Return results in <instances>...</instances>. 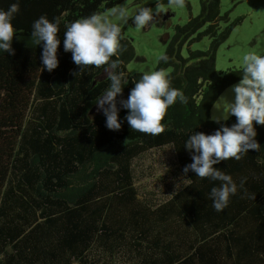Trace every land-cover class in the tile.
<instances>
[{"label":"trees","instance_id":"1","mask_svg":"<svg viewBox=\"0 0 264 264\" xmlns=\"http://www.w3.org/2000/svg\"><path fill=\"white\" fill-rule=\"evenodd\" d=\"M123 1L0 0V10L17 2L20 9L11 21L15 55L0 51V264H264V126L254 122L259 152L214 165L238 186L223 211L210 199L220 182L191 171L159 203L142 197L135 182L136 157L171 146L183 171L192 162L184 147L190 135L219 127L211 108L243 68L216 69L230 30L218 31L219 0H201V13L176 26L163 54L168 61L158 60L157 69H170V87L187 103L169 106L156 136L131 130L123 108L121 130H109L102 112H91L110 87L102 75L108 65L80 71L63 47L66 25ZM41 16L60 19L59 65L52 72L42 65V45L31 38ZM204 35L213 37L209 49H191ZM120 43L125 50L111 60L120 61L117 71L128 83L118 101L143 75L128 72L136 56L131 40L122 36ZM235 122L234 116L226 121Z\"/></svg>","mask_w":264,"mask_h":264},{"label":"clouds","instance_id":"2","mask_svg":"<svg viewBox=\"0 0 264 264\" xmlns=\"http://www.w3.org/2000/svg\"><path fill=\"white\" fill-rule=\"evenodd\" d=\"M168 6L183 8L185 0H168ZM19 10L18 2L11 4L7 11L0 10V51L9 55H15L12 42L16 34L11 21ZM160 12L161 4L156 0L154 8L138 9L133 23L138 29H143ZM113 15L126 20V8L120 6L114 9ZM59 24V18L52 22L46 16H41L32 25L31 38L37 46L42 45L41 62L48 72L59 65ZM121 39L118 24L94 13L66 25L63 47L65 52H71L72 60L80 71L88 66L100 68L108 65L105 72L111 82L110 87L94 104L106 117L105 126L109 130H121L119 112L123 108L127 110L124 119L131 130L159 135L164 131L161 122L169 106L174 105L177 100L187 103V98L182 91L170 87L166 73L158 70L144 73L134 83L127 99L118 101V96H123V84L128 83L126 74L117 71L120 61L111 60L125 50L121 46ZM160 59L165 63L168 61L166 55H162ZM231 116L236 118V122L228 126L226 121ZM210 119L219 125L212 134L196 132L185 142L184 147L191 154L192 162L183 168V176L187 177L191 171L201 179L219 181L220 186L211 189L210 199L212 207L220 212L228 206L230 196L237 194L238 186L230 175L214 165L229 159L239 161L249 150L259 152L261 149L256 139L254 122L264 126V56L255 53L244 55L241 79L214 102ZM246 179H241L240 188L244 187ZM255 197L254 195L252 198Z\"/></svg>","mask_w":264,"mask_h":264},{"label":"rangeland","instance_id":"3","mask_svg":"<svg viewBox=\"0 0 264 264\" xmlns=\"http://www.w3.org/2000/svg\"><path fill=\"white\" fill-rule=\"evenodd\" d=\"M161 12L154 21L143 29H138L133 18L142 7H155L156 0H124L120 4L100 14L109 22L116 23L121 29V35L133 43L136 56L127 64L130 74L158 71L157 63L165 53L170 41L176 33V26L185 25L190 17L201 13V0H185L183 8L169 7L168 0H159ZM124 6L127 19L113 15V10ZM220 26L219 32L229 30L228 37L220 43L216 53L217 71L243 66V57L248 53L264 55V0H219ZM158 19L166 22H158ZM213 37L204 35L194 38L191 49L207 50ZM187 44L183 55H188ZM166 74L170 69L162 70ZM103 76L106 75L104 71ZM234 82L221 94H225ZM230 95V94H229ZM218 99V98H217ZM216 99V100H217ZM213 106L210 111L212 113ZM136 186L140 195L159 203L187 182L183 171L178 165L176 155L171 146L151 149L133 161Z\"/></svg>","mask_w":264,"mask_h":264},{"label":"water","instance_id":"4","mask_svg":"<svg viewBox=\"0 0 264 264\" xmlns=\"http://www.w3.org/2000/svg\"><path fill=\"white\" fill-rule=\"evenodd\" d=\"M91 112L92 113H99L100 111H98L97 106L94 104V106L91 109Z\"/></svg>","mask_w":264,"mask_h":264}]
</instances>
